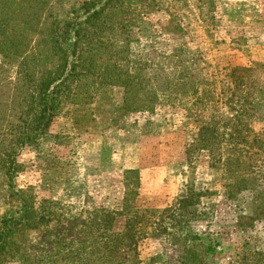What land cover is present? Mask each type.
Returning a JSON list of instances; mask_svg holds the SVG:
<instances>
[{
	"label": "rangeland",
	"instance_id": "obj_1",
	"mask_svg": "<svg viewBox=\"0 0 264 264\" xmlns=\"http://www.w3.org/2000/svg\"><path fill=\"white\" fill-rule=\"evenodd\" d=\"M52 1L68 20L69 6ZM121 3L106 11L98 71L71 84L81 101H66L34 143L18 139L16 93L39 70V47L0 43V227L26 215L6 176L12 149L13 182L31 189L23 197L37 212L3 243L0 264H180L187 234L213 248L208 264H264V0ZM127 144L177 172L182 187L162 206L141 199L142 169L105 164L103 152ZM129 188L138 198L126 210ZM243 216L257 221L240 227Z\"/></svg>",
	"mask_w": 264,
	"mask_h": 264
},
{
	"label": "trees",
	"instance_id": "obj_2",
	"mask_svg": "<svg viewBox=\"0 0 264 264\" xmlns=\"http://www.w3.org/2000/svg\"><path fill=\"white\" fill-rule=\"evenodd\" d=\"M99 1V2H98ZM57 0L56 4H67L70 8V18L61 21L53 7L52 0H0V43L36 42L39 47L40 67L36 75L31 71V81L25 82L21 93L17 89L16 98L22 96L26 101L25 126L27 130L19 134L18 139L27 143H34L50 126L52 120L59 115V111L66 105V101H81L80 90H74L72 83L81 81L87 75L98 70V60L106 55V47L103 46V35L111 26L106 20V11H112L122 0ZM94 8V9H93ZM19 30V33L17 32ZM22 32V33H20ZM88 57L89 60H85ZM79 103V102H78ZM92 116V115H90ZM94 121V118H89ZM25 129V128H24ZM19 140V141H20ZM8 157V169L6 176L9 187L17 200L22 203L25 216L15 221L12 218L1 223L0 227V253L3 243L19 226L29 221L30 214H36L35 201L26 196L28 190L19 189L13 182L14 174L21 171V164L16 159V151L12 149ZM241 158L233 160L234 165H242ZM65 171V167L59 163H52L49 169ZM130 175L138 172L131 171ZM136 179L140 182V177ZM131 197V199H130ZM137 190H130L125 200V209H136ZM256 210L264 212V197ZM255 218L243 216L237 225L250 228ZM257 221V220H255ZM186 244L183 246V255L179 259L180 264H208L209 257L214 255L211 246L198 248L190 241H195L197 236L184 235ZM246 262V257L242 258Z\"/></svg>",
	"mask_w": 264,
	"mask_h": 264
},
{
	"label": "crops",
	"instance_id": "obj_3",
	"mask_svg": "<svg viewBox=\"0 0 264 264\" xmlns=\"http://www.w3.org/2000/svg\"><path fill=\"white\" fill-rule=\"evenodd\" d=\"M103 155L108 157V160L105 159L106 165L114 166L121 172L122 170L142 169L139 187L141 199H144L143 196H157V201L162 206L165 199L175 196L182 187L181 180H179L177 172L175 173L173 168L157 166L158 162L154 158H150V161L143 160L145 152L134 144L120 145L113 152H103ZM153 168L156 170H152ZM112 200L115 201V199ZM159 205H156V207H159ZM161 251V248L155 250L158 253H161Z\"/></svg>",
	"mask_w": 264,
	"mask_h": 264
}]
</instances>
